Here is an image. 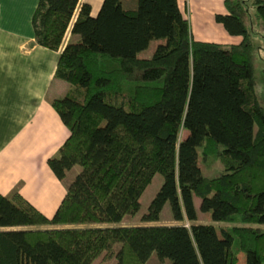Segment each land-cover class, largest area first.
Returning <instances> with one entry per match:
<instances>
[{"label": "trees", "instance_id": "obj_1", "mask_svg": "<svg viewBox=\"0 0 264 264\" xmlns=\"http://www.w3.org/2000/svg\"><path fill=\"white\" fill-rule=\"evenodd\" d=\"M79 3L39 0L37 42L59 51ZM224 4L216 21L238 44L196 40L178 0H104L96 15L81 6L80 38L55 70L71 88L51 102L70 134L48 165L67 193L52 218L19 189L0 193V264H92L104 252L116 264H146L154 252L171 264H238L241 252L264 264V106L250 21L252 6L264 28V0ZM200 159L224 171L206 177ZM157 173L142 220L158 221L169 203L174 220L191 224L114 225L138 213ZM199 210L231 225L200 223Z\"/></svg>", "mask_w": 264, "mask_h": 264}, {"label": "crops", "instance_id": "obj_2", "mask_svg": "<svg viewBox=\"0 0 264 264\" xmlns=\"http://www.w3.org/2000/svg\"><path fill=\"white\" fill-rule=\"evenodd\" d=\"M104 0H80L59 51L40 45L32 24L39 0H0V193L20 194L48 218H52L67 189L48 165L70 131L52 106L71 86L55 76L60 52L79 40L72 27L81 6L89 3L96 15ZM225 0H178L183 13L196 25V40L238 44L216 21L227 13ZM135 7L137 0H124ZM193 27V26H192ZM194 30V29H193Z\"/></svg>", "mask_w": 264, "mask_h": 264}, {"label": "rangeland", "instance_id": "obj_3", "mask_svg": "<svg viewBox=\"0 0 264 264\" xmlns=\"http://www.w3.org/2000/svg\"><path fill=\"white\" fill-rule=\"evenodd\" d=\"M192 14V16H191ZM250 14L252 18L250 21H253V38L254 42L256 45V50H255V67H256V73H257V94L259 96V99L264 106V28L259 22V20L255 16V9L251 6L250 7ZM193 19V13L191 11L190 13V8L187 13V17ZM190 20L191 24V29L192 31L196 30V25L193 24V22ZM193 26V27H192ZM194 29V30H193ZM165 42L164 40H153L149 47L145 49L144 51L139 53L140 58H151L157 48V46L161 43ZM189 133L187 131H183L181 138L185 139L187 138ZM200 166L202 168L203 174L206 177H213L221 172L224 171V166L220 160H216L214 163L211 165L208 163L203 162L202 159H200ZM80 171L79 167H75L70 174L69 178L72 179L75 177V175ZM163 175L161 173H157L150 185L146 188L144 191L143 195L141 196L140 202H141V208L138 211V213L134 216H127L123 222L116 223L114 225L116 226H158V225H179V224H191L190 222H180L176 221L173 218V215L171 213V208L170 204L167 203L162 211L161 217L158 221L155 222H144L142 220L143 215L148 211L149 204L151 203L152 199L155 197L156 193L160 189L162 183H163ZM200 199H197L196 204L198 209H200ZM41 212V211H40ZM198 222L200 223H206V224H213L215 225L218 229L221 227H227L230 226L231 224L229 223H224V222H215L212 219L211 212L203 213L202 211L199 210V218ZM117 261L115 258H109L105 252L102 253L100 256H98L92 264H116ZM146 264H171L170 259H165L161 260L156 252L152 254L150 259ZM238 264H246V254L241 252L239 254V262Z\"/></svg>", "mask_w": 264, "mask_h": 264}]
</instances>
